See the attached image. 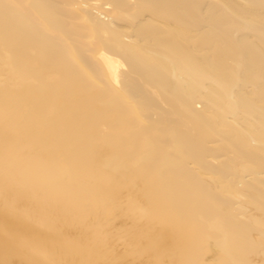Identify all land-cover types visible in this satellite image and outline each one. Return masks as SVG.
Masks as SVG:
<instances>
[{
    "label": "bare ground",
    "instance_id": "6f19581e",
    "mask_svg": "<svg viewBox=\"0 0 264 264\" xmlns=\"http://www.w3.org/2000/svg\"><path fill=\"white\" fill-rule=\"evenodd\" d=\"M65 256L264 264V0H0V264Z\"/></svg>",
    "mask_w": 264,
    "mask_h": 264
},
{
    "label": "rangeland",
    "instance_id": "374dc122",
    "mask_svg": "<svg viewBox=\"0 0 264 264\" xmlns=\"http://www.w3.org/2000/svg\"><path fill=\"white\" fill-rule=\"evenodd\" d=\"M62 35H64V33H63ZM60 257H61V255H60ZM66 258H67V259H66ZM70 258L73 259L72 256H69V257L65 256L64 258H60V259H61L60 261H62L61 264H71V263L73 264V262H74L73 260H74V259L72 260V259H70ZM15 260H16V259H13L14 262H11V263L14 264L15 262H17V260H16V261H15ZM17 263H18V262H17ZM17 263H16V264H17Z\"/></svg>",
    "mask_w": 264,
    "mask_h": 264
}]
</instances>
